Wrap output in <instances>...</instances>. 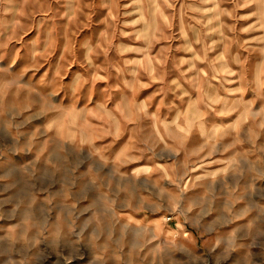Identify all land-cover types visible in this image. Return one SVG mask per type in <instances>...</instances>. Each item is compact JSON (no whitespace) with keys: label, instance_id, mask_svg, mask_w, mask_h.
Listing matches in <instances>:
<instances>
[{"label":"clouds","instance_id":"clouds-1","mask_svg":"<svg viewBox=\"0 0 264 264\" xmlns=\"http://www.w3.org/2000/svg\"><path fill=\"white\" fill-rule=\"evenodd\" d=\"M0 264H264V0H0Z\"/></svg>","mask_w":264,"mask_h":264}]
</instances>
